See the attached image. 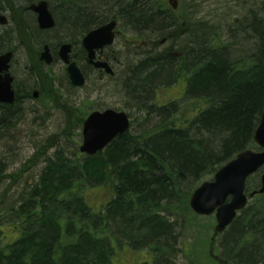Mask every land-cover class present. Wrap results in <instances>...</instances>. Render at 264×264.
<instances>
[{
    "label": "trees",
    "instance_id": "obj_1",
    "mask_svg": "<svg viewBox=\"0 0 264 264\" xmlns=\"http://www.w3.org/2000/svg\"><path fill=\"white\" fill-rule=\"evenodd\" d=\"M48 1L56 28L72 42L103 18L107 9L122 16L132 29L149 32L150 39L155 36L152 46L132 56L117 84H125L135 107L157 122L144 131L119 135L94 156L70 160L61 154L49 160L23 204L14 208L16 238L8 239L0 229V242L6 239L0 247V264H116L117 246L123 240L130 244H123L125 258L133 264L166 261L177 223L167 214L199 218L189 199L201 182L238 153L259 150L254 134L264 112V1L254 4L249 16L235 25L233 37L241 44L236 48L208 31L183 27L164 6L157 12L138 5V0ZM52 32L49 29L40 37ZM13 38L6 27L0 28V53L13 49ZM18 38L26 45L25 38ZM164 38L169 47H163ZM241 53L251 59H235ZM182 79L187 86L184 95L192 99L191 109L178 99L167 104L155 100L158 89ZM49 86H54L53 79ZM20 102L17 97L14 104H0V133L15 126ZM87 109L69 114L83 124ZM249 184L250 191L256 187ZM96 188L108 196L99 208L90 198ZM263 197L257 195V202L244 209L223 234L220 260L224 264H264ZM211 228L212 224L208 231ZM143 250L148 257L141 255ZM194 262L222 264L208 250L196 254Z\"/></svg>",
    "mask_w": 264,
    "mask_h": 264
},
{
    "label": "rangeland",
    "instance_id": "obj_2",
    "mask_svg": "<svg viewBox=\"0 0 264 264\" xmlns=\"http://www.w3.org/2000/svg\"><path fill=\"white\" fill-rule=\"evenodd\" d=\"M263 1L180 0L182 12L180 23L185 28L191 26L192 30H196L198 33H203L204 30L208 31V34L212 37H217L224 44L233 45L232 48H236V45L238 47L241 44L238 40L236 43L233 37V32L236 29L235 25L238 21L244 20L249 16L250 12L255 8L252 7L254 4H261ZM114 9L117 10L119 8ZM8 30L13 36L17 37L13 31ZM58 31L59 33L57 32L56 34L52 32L51 37L64 38L63 31ZM127 32L129 42H132L137 30L128 28ZM147 33L150 34L149 32ZM34 34L39 37V33L35 31V28ZM15 37L13 39L17 52L12 63L13 71L18 81L25 82L30 78L26 68L29 64L30 50L27 45L19 44ZM188 37L184 36L183 38L186 39ZM152 39L155 40V36ZM152 39L148 36L144 37V40L140 38L139 41L144 43L140 49L135 48V51L139 54L143 52L144 46L146 48L152 46V41H150ZM169 46V43L163 45V47ZM75 49L78 51L79 48L76 47ZM237 56L235 59L241 57L247 60L251 59L247 53H241L240 57ZM51 68L54 73L57 72V75L55 73V83L60 89L61 96L55 100H49L45 96L41 99H29L25 103L20 102L19 116L15 126L0 133V229L6 234L8 239H15L17 236V233L14 232L16 222V217L13 214L14 208L23 204L25 196L28 195L33 185L39 182L40 176L48 165L49 160H55L61 154L70 160L75 159L77 156H81L82 159L85 157L80 151L83 141V124L77 123L76 116L70 115V111L79 107H87L89 111L102 107L123 109L127 113L129 112L132 118L133 125L131 130L133 132L144 131L157 122V118L148 117L144 112L139 111L135 107L136 103L127 94L125 88L119 84L113 83L111 86L100 88V85L90 78L84 87L73 88L61 63L53 64ZM183 79L179 83L173 84V86H170L172 83L166 86L162 85L163 87L157 91L155 100L160 104H167L171 100L178 99L180 105L186 109H191L192 105L188 101L192 99L184 95L186 83ZM153 99L154 97L149 99V103H152ZM213 177V175L207 176L203 181L211 180ZM253 177L249 181L251 185H257L261 182L260 174ZM98 190L100 189L96 188L90 198L94 202L93 206L99 208L108 196L105 191ZM256 200V198L250 200L249 205L256 203ZM167 215L172 221L177 222L176 225L174 224L175 240L170 244L173 250L168 255L170 258L167 257L166 261L163 262L159 260L155 264H196L194 262L196 254H199V256L203 255L206 250L209 253L211 241L209 242L208 238H211L214 234L216 226L215 216L198 215L199 218L187 220L182 213L176 214L175 212V214L169 213ZM210 224H212V228L208 231ZM110 231L115 235L111 228ZM224 233H220L217 238L215 247L217 254L222 252L221 243L224 239ZM4 240L6 239L4 238ZM4 240L0 242V247L5 244ZM123 244H127V242L123 240L117 246V256L120 259H115L114 262L116 264H132L133 260L125 258L126 250L124 248L126 246H123ZM146 252L143 250L141 255L148 257ZM132 253L133 249L130 250V254ZM172 257L175 258L172 259Z\"/></svg>",
    "mask_w": 264,
    "mask_h": 264
},
{
    "label": "water",
    "instance_id": "obj_3",
    "mask_svg": "<svg viewBox=\"0 0 264 264\" xmlns=\"http://www.w3.org/2000/svg\"><path fill=\"white\" fill-rule=\"evenodd\" d=\"M30 9L38 15L40 27L48 29L55 26L56 21L47 0L31 4ZM8 22L6 14L0 13V25H7ZM115 27L116 21H112L102 28L89 32L83 38L90 60L94 58L96 48L114 42ZM70 48L71 45H64L60 55L68 64L71 83L81 86L86 78L79 66L70 61ZM12 57L11 50L0 54V103L12 104L15 101L13 77L10 74ZM42 58L50 62L48 49L43 53ZM97 66L106 67L107 71L111 72V67L106 63L99 62ZM35 95L37 96V93ZM130 129L131 118L126 111L113 108L104 111L95 110L84 121L80 150L88 156H94ZM254 140L261 150L247 149L238 153L217 170L212 180L204 181L196 188L190 197V207L197 215H215V236L212 241H215L216 235L227 230L240 212L248 206L250 199L258 194H264V172L261 175L260 187L251 192L247 191L249 177L264 168V112L255 130Z\"/></svg>",
    "mask_w": 264,
    "mask_h": 264
},
{
    "label": "flooded vegetation",
    "instance_id": "obj_4",
    "mask_svg": "<svg viewBox=\"0 0 264 264\" xmlns=\"http://www.w3.org/2000/svg\"><path fill=\"white\" fill-rule=\"evenodd\" d=\"M38 0H13L12 2H8L6 0H3L0 2V13L6 14V16L9 19V23L6 26H0V28L6 27L7 30L10 29L13 31L17 37L15 39L21 44V40L19 37H23L26 39V45L27 48L30 50L29 52V64L27 65V71L30 75V78L26 80L25 82H21L17 80V77L13 71V61L17 52V47L14 44L13 49L11 50L13 52V57L11 59L10 63V74L13 77L12 82V88L15 92V101L18 98H21V102H26L29 99H41L43 97H48L49 100H55L58 99L61 95L59 87L55 83L56 75L54 73V70H52L53 64L61 63L63 69L66 70L67 77L69 79V83L72 85L73 88H82L86 85L87 81L92 78L96 84L100 85V88L102 87H108L111 86L113 83H118L115 81H118L121 78V75L128 69L129 67V61L131 60L132 56L134 55H140L143 52H140L138 54L137 51H135V48H141V45L144 42H140L139 39L142 38L144 40V37L146 36L151 37V34L145 33L142 29H135L137 30V34L134 37L132 42H129V36L127 29H132L127 25V21L125 19H122V16L114 15L115 13H111V9H107L108 13H106L103 18H98L97 22L91 26V29L84 33V35L80 36L78 34V40H75L74 42L63 39L58 36L49 35L47 38L42 39L40 35H42L43 32L51 29V31L55 32V34L58 32L59 29H57V19L55 18L56 24L52 28L44 29L40 27L39 21H38V15L30 9V5L37 2ZM48 1V0H47ZM49 2V1H48ZM50 3V2H49ZM138 5H148L149 8H152L154 11H161V6L165 7V10L170 16L175 17V19L180 23L181 22V4L180 0H138ZM50 9L52 13L54 12L52 9V5L50 4ZM54 15V13H53ZM116 21V27H115V38L114 42L112 44L104 45L103 47H99L95 49L94 58L90 60L89 58V52L85 48L83 44V38L86 34L89 32H92L94 30H97L99 28L104 27L105 25H108L110 22ZM18 22V25L15 27V23ZM24 23V24H23ZM23 24V25H19ZM32 26H31V25ZM180 25H182L180 23ZM183 26V25H182ZM17 27L20 30V33L17 32ZM34 28L35 31L39 33V37H36L34 34ZM56 28V29H55ZM55 29V30H53ZM13 35V34H12ZM77 36V35H76ZM62 39V41L56 42V39ZM168 41V38H164L162 42L166 44ZM64 45H71L70 48V61L75 62L79 68L82 70L86 81L83 85L77 86L73 85L70 81L69 73H68V64L63 60V57L60 55L61 49ZM76 47H78V51H76ZM145 47V46H144ZM143 49L145 50V48ZM48 49V53L50 55V62L48 63L45 59L42 58L43 53ZM143 50V51H144ZM9 51V50H8ZM6 52V51H5ZM137 60V57L135 58ZM102 62L106 63L111 67V72L107 71L106 67L97 66V63ZM51 66V67H50ZM50 67V68H49ZM88 68V70H87ZM47 76V79L50 80H43V78ZM125 79V77H123ZM54 80V86L50 87L49 82ZM124 84V81L122 82ZM125 85V84H124ZM124 85L121 84V87ZM99 87V86H97ZM59 94H58V93ZM37 93V96L35 95ZM55 95L54 99L51 97L50 94ZM14 101V102H15ZM5 104V103H0ZM14 104V103H12ZM80 108V107H79ZM108 108L112 107H102V108H95L93 110H88V115L95 111L100 110L104 111ZM116 109V108H113ZM116 110H123V109H116ZM213 250L212 246L209 248V253ZM214 253H210V255L217 257L219 255L218 262H221L220 256L221 254H217L215 252V248L213 250ZM134 263V260L132 261V264Z\"/></svg>",
    "mask_w": 264,
    "mask_h": 264
}]
</instances>
